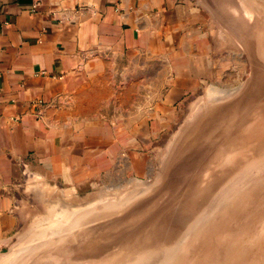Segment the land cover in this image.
Wrapping results in <instances>:
<instances>
[{
    "label": "crops",
    "instance_id": "obj_1",
    "mask_svg": "<svg viewBox=\"0 0 264 264\" xmlns=\"http://www.w3.org/2000/svg\"><path fill=\"white\" fill-rule=\"evenodd\" d=\"M259 1L0 0V241L21 225L27 177L80 185L119 171L112 127L78 108L86 75L163 60L173 99L215 72L211 22Z\"/></svg>",
    "mask_w": 264,
    "mask_h": 264
},
{
    "label": "rangeland",
    "instance_id": "obj_2",
    "mask_svg": "<svg viewBox=\"0 0 264 264\" xmlns=\"http://www.w3.org/2000/svg\"><path fill=\"white\" fill-rule=\"evenodd\" d=\"M259 2L260 8L250 14L251 32H247V21L243 24L239 20L244 28L242 38L236 39L230 34L224 38L222 25L211 22L209 33L215 72L208 80L200 75L202 79L196 88L179 91L173 99L170 98L172 80L177 74L167 73L163 60H149L145 65L140 64L141 59L136 62L118 58L106 63L99 74L85 76V87L78 91V108L98 123L112 127L118 143L116 165L120 169L110 175L101 173L80 185L51 178L28 181L27 177L23 181L25 187L19 192L24 216L17 232L0 241V264H32L34 259L30 257L42 256L40 252L47 243L55 248L66 235L72 236L83 214L100 212L102 218L106 212L119 206L129 207L164 185L170 168L177 165L184 139L197 134L189 133L197 117L220 100L238 97L249 85L264 83V1ZM201 165L185 189L186 195H190L187 205L180 208L162 233L164 240L173 241L177 251L189 258L184 264H209L202 259L206 251L209 255L214 250L212 257L217 246L226 248L222 240L205 244H194L193 240L210 217L235 205L231 199L226 201L227 197L219 199L232 186L215 179L214 167L206 168L205 162ZM241 217L240 211H232L228 218L232 222H227L233 230H240L231 239L234 247L245 242L257 243L252 233L241 236L253 229L249 221L246 227L238 228ZM257 249L262 247L249 251L254 254Z\"/></svg>",
    "mask_w": 264,
    "mask_h": 264
},
{
    "label": "water",
    "instance_id": "obj_3",
    "mask_svg": "<svg viewBox=\"0 0 264 264\" xmlns=\"http://www.w3.org/2000/svg\"><path fill=\"white\" fill-rule=\"evenodd\" d=\"M246 10L250 11L248 15ZM252 11L255 10L244 8L241 4L237 9H229L227 13H222V17L219 18L225 29L223 37L228 38L230 34L236 39L242 38L244 21H247V32H251ZM214 12L218 16L219 11L214 10ZM239 20H243V24L239 23ZM256 84L258 83L249 85L247 90L236 98L222 102L220 100V103L210 106L197 117L189 131L197 134L191 138L188 135L184 139L181 145L183 149L176 160L177 165L170 168L164 185L156 192L140 197L129 207L119 206L106 212L102 218L100 212L83 214L80 217L81 224L73 231L72 236L71 233L66 235L67 238L55 248L47 243L43 246L44 251L40 252L42 256L30 257L34 259L32 264H184L189 262V258L184 253L180 254L177 251L173 241L164 240L163 230L171 223V219L176 217L180 208L187 205L190 195H186L188 191L185 189L190 185L191 178L195 176L197 170L204 165H201L203 162L206 168L214 167V176L218 182L224 180L230 186L234 184L229 182V175L237 173L239 177L240 173H245L248 169L250 164L244 163L239 169L233 167L231 174L229 171L223 174L222 168L214 165L219 161H227L221 155L225 149L236 150L237 145L234 146V143L238 131L237 124L242 115L250 113L251 99H255L256 93L264 87V83L254 87ZM238 162L234 156L229 159L230 164L237 165ZM244 169L246 170L243 172Z\"/></svg>",
    "mask_w": 264,
    "mask_h": 264
},
{
    "label": "bare ground",
    "instance_id": "obj_4",
    "mask_svg": "<svg viewBox=\"0 0 264 264\" xmlns=\"http://www.w3.org/2000/svg\"><path fill=\"white\" fill-rule=\"evenodd\" d=\"M255 97V99H251L249 104L251 106L250 113L242 115L237 124L238 131L235 134L234 143V146L237 145L236 150L225 149L221 155L227 161H219L217 165H214L215 167L220 166L223 174H227V171L231 174L233 167L239 169L241 164H250L245 173H240L241 177L240 175L238 177L237 173L229 175L231 183L234 185L223 196L219 197L220 201L227 197L226 201L231 199L230 202H235V205H231L230 208L225 207L221 214L210 217L202 225L201 230L197 232L193 240L194 244L197 242L200 244L220 242L221 240L226 244L227 249L217 246L216 255L212 257L210 256L214 250L209 255L204 250L206 256L202 259L209 264H260L261 262L264 264V87L260 88V92L258 91ZM232 156L239 161L240 165L229 163ZM253 201H255L254 206L252 205ZM240 204H244V206L241 208ZM232 211H240L242 214L241 219L237 222L238 228L246 227L248 221L253 223L251 227L253 229L250 228L251 230L244 232L241 236L245 237L252 233L253 239L255 238L253 241L257 243L252 244L244 241L245 244L239 245L240 247L232 245L234 235L240 231L237 228V231L236 229L233 230L227 225V222H232L231 219H228ZM221 244L223 245V243ZM253 246L262 247V249L254 250L253 254L249 251L254 248ZM223 257H225L224 260H222Z\"/></svg>",
    "mask_w": 264,
    "mask_h": 264
}]
</instances>
